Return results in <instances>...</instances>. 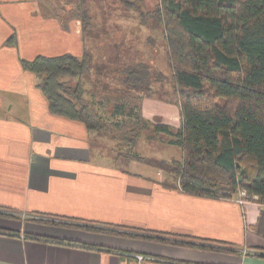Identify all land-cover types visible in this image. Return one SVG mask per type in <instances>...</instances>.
<instances>
[{
	"label": "crops",
	"instance_id": "1",
	"mask_svg": "<svg viewBox=\"0 0 264 264\" xmlns=\"http://www.w3.org/2000/svg\"><path fill=\"white\" fill-rule=\"evenodd\" d=\"M36 8L0 0V264H264L259 199L195 196L151 166L134 174L105 136L50 111L22 60L81 57L85 45ZM142 106L149 120L181 126L180 106Z\"/></svg>",
	"mask_w": 264,
	"mask_h": 264
},
{
	"label": "trees",
	"instance_id": "2",
	"mask_svg": "<svg viewBox=\"0 0 264 264\" xmlns=\"http://www.w3.org/2000/svg\"><path fill=\"white\" fill-rule=\"evenodd\" d=\"M108 1L141 13L142 24L163 30L171 76L146 63L120 67V88H102V101L95 104L85 99L83 79L94 64L86 48L81 57L64 53L22 60L23 69L38 77L50 111L129 147L130 152L119 156L173 175L186 193L232 199L245 191L264 204V0H159L147 14L141 12L142 0ZM81 17L85 26L90 24L86 12ZM112 59L108 61H116ZM110 65L102 68V76L111 73ZM163 83L172 88L166 99L181 109L178 129L151 125L141 114L143 100L156 94L155 84ZM110 107L111 119L128 120L109 122ZM148 132L179 148L181 159L136 155ZM259 230L264 233L262 226Z\"/></svg>",
	"mask_w": 264,
	"mask_h": 264
},
{
	"label": "rangeland",
	"instance_id": "3",
	"mask_svg": "<svg viewBox=\"0 0 264 264\" xmlns=\"http://www.w3.org/2000/svg\"><path fill=\"white\" fill-rule=\"evenodd\" d=\"M35 2L39 9L38 13L43 18L56 19L60 24L64 25V28H68L69 25L75 27L85 48L93 56V70L89 77L83 79V85L87 90L85 99L89 102L97 104L102 101L101 96L98 95V93L103 95L99 92L102 88H111L113 90L120 88L121 84L118 81L116 71L120 67L122 68L134 62L146 63L152 68L164 73L168 78L171 76L167 44L163 30L158 28V26L151 29L142 24L140 20L141 13L128 11L121 5L111 4L108 0H35ZM159 4V0H142L141 12L144 14L153 12ZM84 12L90 18V24L86 26L81 17ZM150 24L152 25L153 23L150 22ZM85 28H88L86 33L83 32ZM114 56L116 57V61L110 63V60H114L112 59ZM107 61L109 65L111 64L112 71L111 73L108 72V75L105 73L102 76L100 72L102 68L108 65ZM96 81L101 82L103 86L100 87L98 85L97 87L95 85ZM71 84L73 86L76 85V81H72ZM154 88L156 94L153 97L169 103L166 97L169 98L170 96H164V94L167 92L172 94L171 86L163 83L155 84ZM142 105L140 109L142 117L151 125L159 122L162 123V121L166 123L164 121L167 120L162 116H155L149 120L147 118L148 116L143 113ZM112 110L113 108L110 107L107 113V117L110 119L109 122L128 120V116H118L111 119ZM179 118L177 116V122H179ZM153 136L154 133L151 132L145 133L142 136L139 145L134 150L136 155L155 160H173L180 157L181 151L177 147L170 146L163 141H155L153 140ZM106 142L115 149L114 152L127 153L131 151L129 147L113 141L109 137H106ZM102 150L105 151V147H102ZM104 153L110 154L107 152ZM111 161L114 165L116 164L115 160ZM117 165L126 167L134 174L144 175L141 173L142 170L151 171L149 165L139 161L128 162L127 160H120ZM152 171L155 174L157 173L155 169H152ZM160 172L163 171L160 170Z\"/></svg>",
	"mask_w": 264,
	"mask_h": 264
},
{
	"label": "built area",
	"instance_id": "4",
	"mask_svg": "<svg viewBox=\"0 0 264 264\" xmlns=\"http://www.w3.org/2000/svg\"><path fill=\"white\" fill-rule=\"evenodd\" d=\"M179 184V183H178ZM180 186V184H179ZM180 189H181V186H180ZM182 190V189H181ZM258 199L257 196H253V197H250L247 192L245 191H240L238 193V198L236 199V201L240 204V205H245L247 204L248 202H251V201H254ZM139 260H146L148 258L146 257H143V256H137Z\"/></svg>",
	"mask_w": 264,
	"mask_h": 264
}]
</instances>
